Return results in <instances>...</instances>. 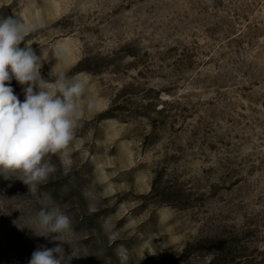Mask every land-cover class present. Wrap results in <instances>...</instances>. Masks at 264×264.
Listing matches in <instances>:
<instances>
[{
    "label": "rangeland",
    "instance_id": "1",
    "mask_svg": "<svg viewBox=\"0 0 264 264\" xmlns=\"http://www.w3.org/2000/svg\"><path fill=\"white\" fill-rule=\"evenodd\" d=\"M7 16L40 21L44 79L100 104L67 174L53 156L38 189L0 175V264L60 243L32 232L53 206L71 264H264V0H0Z\"/></svg>",
    "mask_w": 264,
    "mask_h": 264
},
{
    "label": "clouds",
    "instance_id": "2",
    "mask_svg": "<svg viewBox=\"0 0 264 264\" xmlns=\"http://www.w3.org/2000/svg\"><path fill=\"white\" fill-rule=\"evenodd\" d=\"M39 20L0 17V175L17 173L29 191L46 185L57 173L52 157H58L65 174L72 167L70 147L76 138L82 111L93 113L100 98L89 92V82L59 72L54 79L41 75L42 58L27 37L41 27ZM24 43L23 48L20 47ZM59 55V53H58ZM25 93L21 102L11 81ZM90 199L89 190L82 193ZM37 236L60 241L54 247L39 245L28 264H71L63 244L74 234L71 218L60 206L41 208L35 216ZM55 234V235H52Z\"/></svg>",
    "mask_w": 264,
    "mask_h": 264
}]
</instances>
